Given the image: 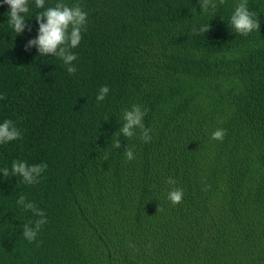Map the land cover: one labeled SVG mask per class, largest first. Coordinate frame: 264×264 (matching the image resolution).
Wrapping results in <instances>:
<instances>
[{"label": "trees", "instance_id": "1", "mask_svg": "<svg viewBox=\"0 0 264 264\" xmlns=\"http://www.w3.org/2000/svg\"><path fill=\"white\" fill-rule=\"evenodd\" d=\"M66 2L88 13L71 75L25 51L40 9L17 35L0 6V121L22 132L0 145V167L48 165L35 185L0 176V264H264V0H249L261 27L247 36L227 24L235 0L203 15L198 0ZM132 104L147 109L152 141L137 133L114 149ZM20 194L48 218L33 243Z\"/></svg>", "mask_w": 264, "mask_h": 264}, {"label": "clouds", "instance_id": "2", "mask_svg": "<svg viewBox=\"0 0 264 264\" xmlns=\"http://www.w3.org/2000/svg\"><path fill=\"white\" fill-rule=\"evenodd\" d=\"M224 0H198L201 8V15L214 13L218 5ZM249 0H235L233 10L228 18L229 28L237 35L247 36L254 31H260V21L257 13L250 11ZM7 5V26L15 34H23L27 30L26 20L32 15V8L40 9L35 13V20L38 24V33L35 39L29 40L25 51L35 46L40 57H47L52 54L54 58L62 61L68 74L76 72L74 61L77 55L73 51L82 41V33L86 30L88 13L82 9L80 4H69L66 0H55L54 4L46 6V0H0V6ZM208 23H193L191 32L193 35H205L209 31ZM110 88L107 85L101 86L96 94V102H104L109 95ZM147 109L139 104H132L124 108L121 113L120 122L122 126L111 139V147L121 148L120 138L131 139L139 133L142 143H151L152 129L145 126L144 119ZM225 136L224 129H217L212 132L213 140L222 141ZM18 139H22V132L10 119L0 121V145H7ZM124 157L134 160L135 154L132 148L125 146ZM48 165L46 162L29 164L25 159H13L10 167H0V176L5 179L16 177L20 185L38 184L43 177ZM171 179L169 183H173ZM183 190L177 188L168 193V199L173 204H179L183 198ZM16 207L24 212L31 213L33 220L22 225L21 236L29 243L37 240L42 227L48 223L45 211L38 207L25 195L20 194L15 200Z\"/></svg>", "mask_w": 264, "mask_h": 264}]
</instances>
